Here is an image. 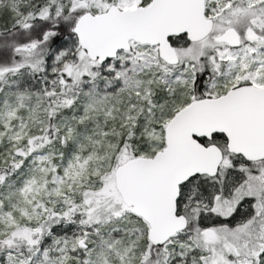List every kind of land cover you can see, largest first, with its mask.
Listing matches in <instances>:
<instances>
[{
    "label": "snow or ice",
    "instance_id": "obj_1",
    "mask_svg": "<svg viewBox=\"0 0 264 264\" xmlns=\"http://www.w3.org/2000/svg\"><path fill=\"white\" fill-rule=\"evenodd\" d=\"M0 264H264V0H0Z\"/></svg>",
    "mask_w": 264,
    "mask_h": 264
}]
</instances>
